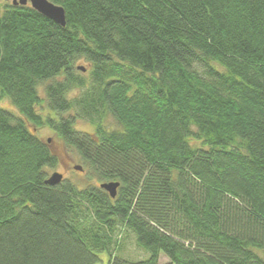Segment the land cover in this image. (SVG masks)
Segmentation results:
<instances>
[{
	"label": "trees",
	"instance_id": "1",
	"mask_svg": "<svg viewBox=\"0 0 264 264\" xmlns=\"http://www.w3.org/2000/svg\"><path fill=\"white\" fill-rule=\"evenodd\" d=\"M50 1L65 27L0 5V264H96L122 228L127 264H264V0ZM45 127L116 198L46 184Z\"/></svg>",
	"mask_w": 264,
	"mask_h": 264
},
{
	"label": "rangeland",
	"instance_id": "2",
	"mask_svg": "<svg viewBox=\"0 0 264 264\" xmlns=\"http://www.w3.org/2000/svg\"><path fill=\"white\" fill-rule=\"evenodd\" d=\"M7 3H11V1L0 0V5H4ZM77 66L85 67V71L83 72V74L88 75V69L90 68V66L87 62H85L84 60H80L78 61ZM41 95L44 96L43 88H41ZM0 106L9 111L15 113L17 112L15 108L11 106L8 99L2 100L0 102ZM41 112L46 115L48 113V110L46 109V107H44L43 111ZM106 124L110 129L119 127L115 119L112 117H109L106 120ZM75 128L78 131L82 132H95V125L82 119H78L76 121ZM36 134L44 141H49L51 150L59 158L57 167L48 168L46 170L48 176L57 171L63 174L64 179L70 180L79 188H85L89 184L99 185V182L91 181L88 179L87 171L75 170V165H81L78 161L77 153L73 150V148L67 147L65 143L56 136V133L52 129L48 127L41 128L36 130ZM116 238L119 239V245L113 250V256L110 258L108 253H100L99 261L96 264H114L115 261H118L117 264H127V262H138L149 257L148 252H146L137 244L136 236L132 231L122 228L120 229L119 234L116 233ZM256 252H258V254L264 258V251L257 250ZM165 262H168V258L164 254H161L160 263Z\"/></svg>",
	"mask_w": 264,
	"mask_h": 264
},
{
	"label": "water",
	"instance_id": "3",
	"mask_svg": "<svg viewBox=\"0 0 264 264\" xmlns=\"http://www.w3.org/2000/svg\"><path fill=\"white\" fill-rule=\"evenodd\" d=\"M11 1L13 5H30L32 8L37 10L42 15L47 18L57 22L61 26H66V14L62 6L55 4L50 0H7ZM79 70L85 71V68L80 66ZM75 170L83 171L81 165H75ZM64 180V176L60 172L52 173L45 181L46 184L50 186H56ZM101 188L106 190L111 198H116L118 194V189L120 187L119 181H111L102 183Z\"/></svg>",
	"mask_w": 264,
	"mask_h": 264
}]
</instances>
